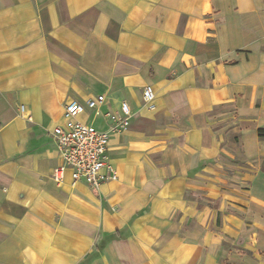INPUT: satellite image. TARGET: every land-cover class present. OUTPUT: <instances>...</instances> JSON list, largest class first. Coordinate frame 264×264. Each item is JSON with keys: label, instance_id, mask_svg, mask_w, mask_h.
I'll use <instances>...</instances> for the list:
<instances>
[{"label": "crops", "instance_id": "crops-1", "mask_svg": "<svg viewBox=\"0 0 264 264\" xmlns=\"http://www.w3.org/2000/svg\"><path fill=\"white\" fill-rule=\"evenodd\" d=\"M98 95L117 179L56 182ZM259 129L264 0H0V264H264Z\"/></svg>", "mask_w": 264, "mask_h": 264}, {"label": "built area", "instance_id": "built-area-1", "mask_svg": "<svg viewBox=\"0 0 264 264\" xmlns=\"http://www.w3.org/2000/svg\"><path fill=\"white\" fill-rule=\"evenodd\" d=\"M152 97L151 89L146 87L143 90V99L150 107ZM104 101V96L98 95L84 103L70 101L64 104V122L51 131L61 156V163L53 168L51 174L56 182L63 180L67 169L71 170L73 180H82L95 190L104 180L117 179L116 171L108 162L107 147L112 135L128 129L132 111L127 102L123 101L119 111L103 113L101 105ZM85 110L104 116L107 119L106 127L99 129L92 123L81 121L79 116Z\"/></svg>", "mask_w": 264, "mask_h": 264}, {"label": "trees", "instance_id": "trees-1", "mask_svg": "<svg viewBox=\"0 0 264 264\" xmlns=\"http://www.w3.org/2000/svg\"><path fill=\"white\" fill-rule=\"evenodd\" d=\"M258 135L261 136V137L264 136V130L263 129H259L258 130Z\"/></svg>", "mask_w": 264, "mask_h": 264}]
</instances>
